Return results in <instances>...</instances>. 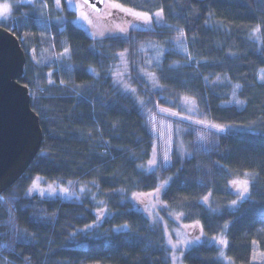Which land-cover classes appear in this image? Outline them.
<instances>
[{"label": "trees", "instance_id": "1", "mask_svg": "<svg viewBox=\"0 0 264 264\" xmlns=\"http://www.w3.org/2000/svg\"><path fill=\"white\" fill-rule=\"evenodd\" d=\"M112 2L148 15L162 8V24L96 38L54 0L13 4L9 24H0L26 53L18 81L30 90L44 136L27 172L0 196V264H170L163 225L133 203V193H151L163 181L165 210L187 225L199 221L207 238L185 253V264H264L253 259L256 251L264 256V0ZM150 44L165 48L149 67L157 85L141 72ZM121 53L135 93L116 82ZM234 95L243 106L225 105ZM184 96L227 132H213L190 157L174 152L167 168L146 169L155 142L148 114L178 108ZM244 177L250 199L233 207L230 182ZM36 183L80 197L32 194ZM222 235L226 248L209 241Z\"/></svg>", "mask_w": 264, "mask_h": 264}, {"label": "rangeland", "instance_id": "2", "mask_svg": "<svg viewBox=\"0 0 264 264\" xmlns=\"http://www.w3.org/2000/svg\"><path fill=\"white\" fill-rule=\"evenodd\" d=\"M5 3L10 5L11 10L7 16L0 15V20L3 21L0 22V24L8 25L11 19L10 17L12 15L11 11L13 4L30 3L34 5L35 0L0 1V13H2V6ZM115 4L117 3H109V1L106 0L102 11L98 13L92 8L84 7L82 0H71V6L69 0H60L59 4H57L56 0H54L56 10L59 13H63L64 18H67L64 10L74 11L75 13L72 21L77 25L83 27V29H87L88 32L92 33L96 38H102L100 36V33H104L103 37L105 38L106 36H110V33L113 32L117 35L123 36V34H120L118 32L119 28L126 29L127 36L131 30H151L154 29L156 25L159 26L162 24L161 16L157 17L156 15H149L151 16V21L149 23H146V17L144 19H141L135 15V13L138 12L132 10L131 12L120 11L114 6ZM82 10L88 14L89 19L92 21L91 24H89L88 21L80 18V12ZM13 27L14 26H12L11 28ZM174 46L178 50V52L180 51L183 54L187 53L186 44L178 42ZM164 50L165 48L163 46H158L155 44H150L143 50V61L145 63V66L141 69V72L144 78L154 85H157L156 75L149 67H151L152 62L157 63L162 59ZM33 52V50L30 52L31 58L36 61ZM64 58L68 62V60L70 59V54L64 55ZM119 59L120 67L117 71L116 82L120 86L121 90L127 93H133L131 91L125 90V86H127L129 89H135L131 85V79H129V61L127 60L126 54L120 56ZM262 77H264V70H262L260 73V80L264 83V79H262ZM184 98L185 96L180 99L178 105V108L180 110L178 108L172 107H157L154 113L148 114L149 128L154 136L153 141H155L151 159L155 155L157 163L155 166H150L147 163L146 169L153 171L157 168L169 167V165L172 163L174 152H177L183 159L186 157H190L192 154V148L194 149V147H199L200 149L201 147H204L208 139L213 138V132L217 131L213 127H206L205 123H196L197 121H204L208 125L214 124L207 117H203L199 113L197 104L192 98L187 97V100H185ZM237 100L239 99L236 95H234L231 100L225 105H236L240 107L243 106L242 103H237ZM170 113H178V115H172ZM181 143L183 145L182 149L180 148ZM165 154H168L170 157V160L167 163H165V161L163 160V156ZM245 179L248 180V187H250V180L247 177L238 178L236 180ZM80 188L82 189V187ZM237 188L238 186H234L230 182L229 189L232 192L233 196H235V199L238 201L235 206L232 205L233 207H236L240 202L246 200L239 199L237 195ZM53 189L55 191H53ZM63 189H67V192L63 191ZM162 190L163 189H161V192ZM161 192L152 196H138L134 199L133 203L137 207V209L146 214V216L151 221L162 224L166 232L167 240L168 237L171 236L173 243L177 244V247L173 248L167 243V248L169 250L168 255H170L171 259L170 264H185L184 256L189 249H186L183 245H180L179 241L182 238L191 239L192 236L198 234L200 230L199 227H197L196 229L185 227L187 224L182 223L180 215H178L177 213L166 211L165 206L161 201ZM31 193L40 194L43 197L49 198L59 195L71 200L78 199L80 197L78 193H73L69 188H62L59 186L45 188L39 183H36L33 186ZM151 193H154V191ZM149 213L151 214L149 215ZM105 214L106 211H104L103 215ZM220 237H217L215 240L212 239L209 241L219 245L217 241ZM205 240H207V238H205L203 234L201 236L200 242H203ZM219 246L221 248H224L222 245ZM182 252L184 253L183 256H181ZM257 252L258 251L254 253L255 259L264 261V256H262L261 258V256L257 254ZM173 255L177 257L175 261H173Z\"/></svg>", "mask_w": 264, "mask_h": 264}, {"label": "water", "instance_id": "3", "mask_svg": "<svg viewBox=\"0 0 264 264\" xmlns=\"http://www.w3.org/2000/svg\"><path fill=\"white\" fill-rule=\"evenodd\" d=\"M92 2L99 13L106 0ZM24 52L19 38L0 26V196L27 172L44 139L30 90L18 81L27 61Z\"/></svg>", "mask_w": 264, "mask_h": 264}, {"label": "snow or ice", "instance_id": "4", "mask_svg": "<svg viewBox=\"0 0 264 264\" xmlns=\"http://www.w3.org/2000/svg\"><path fill=\"white\" fill-rule=\"evenodd\" d=\"M56 3L59 4L60 3V0H56ZM69 3H70V6H71V0H69ZM101 3H104V0H101ZM109 3H112V0H109ZM83 6L84 7H88V8H92V9H95V10L99 11V9L96 8V4L94 2L90 3V0H83ZM114 6L116 8H118L120 11L131 12L130 9H126L122 5L115 4ZM43 7H46V4L43 5ZM10 10H11L10 9V5L7 4V3H5L2 6V13H0V15L7 16L10 13ZM162 13H163V9L161 8L157 13H155V15L157 17H160ZM135 15L138 18H141V19H144L146 17L147 18L145 20L146 23H149L151 21V16H149L147 13H135ZM80 18L83 19V20L88 21L89 24L92 23V21L88 17V14L85 11H83V10L80 12ZM57 19L59 20L60 18L57 17ZM0 22H3V21L0 20ZM21 31H23V30L21 29ZM254 31L259 32L260 31V28L259 27H256L254 29ZM118 32L120 34H123L124 38H126V34H127L126 33V29L119 28L118 29ZM182 35H184L183 32H182ZM100 36L103 37L104 36V33H100ZM109 38H120V36H118L116 33L113 32V33H110ZM33 51H35V50L33 49ZM70 51L71 50L69 48L65 47L64 50H63V53H61V56L70 54ZM120 55L123 56L124 53H121ZM71 70H72V68H71V66H69L68 67V71H71ZM262 79H264V77H262ZM61 83H64V82L61 81ZM236 87L239 88L241 86L240 85H236ZM125 90L126 91H131L133 93L135 92V89H129L127 86H125ZM184 99L187 100L188 98L185 97ZM236 102L237 103H243V101H239V100H237ZM140 103L143 104L144 101L141 100ZM170 114H172V115H178V113H170ZM196 123H205V126L206 127H213V128H215L217 130V132H220V133L227 132L228 127H229V126H223V125H217V124L208 125L204 121H197ZM180 148L181 149L183 148L182 143L180 145ZM163 160L165 161V163H167L170 160L169 155L168 154H165L163 156ZM156 163H157V161H156V158H155V155H154L153 158L148 161V164L150 166H155ZM169 179H171V178H169ZM168 184H169V181H163L154 190V193H133V197L135 198V197H138V196H141V195H143V196H152L154 194H159L161 192V189H166V186H168ZM231 184L234 185V186H238V188H237V195H238V197H239L240 200L250 199L249 187H248V180L247 179H245V180H236V179H234V180L231 181ZM53 191H55V190L53 189ZM63 191L67 192V189H63ZM0 198H2V197H0ZM203 199H204V201H207L208 200V196H205ZM101 203H103V202L101 201ZM237 203H238L237 200L231 201V205H233V206H235ZM153 207H154V205H153ZM104 211H106V209H103L102 208V209L99 210V214L97 215V221L100 220L103 217ZM150 214L151 213H149V215ZM181 215H183V213H181ZM92 226L93 225H88L87 227H92ZM227 226L228 225L226 224L225 225V228H227ZM119 227H129V225L124 224V225H121ZM185 227H190L192 229H196L197 227H199V230H200L199 233L196 234V235H193L191 239L182 238L179 241V244L180 245H183L186 249H189L190 250L192 246H195V245H197V244L200 243L201 236L203 235V225H201L199 221H195L192 225H186ZM213 239L215 240L216 238L213 237ZM217 242H218L219 245H222L224 248H226L227 245H228V240L223 235L218 239ZM167 243L169 245H171L173 248H176L177 247V244H174L173 243V241L171 239V236L168 237ZM253 243L255 244L256 241H253ZM183 255H184V253L182 252L181 253V256H183ZM220 256L221 257H225L224 251H221L220 252ZM176 258L177 257L175 255H173V261H175ZM253 259H255V256H253Z\"/></svg>", "mask_w": 264, "mask_h": 264}]
</instances>
